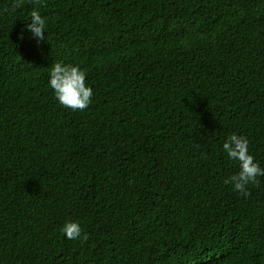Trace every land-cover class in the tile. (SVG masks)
<instances>
[{
    "label": "trees",
    "instance_id": "16d2710c",
    "mask_svg": "<svg viewBox=\"0 0 264 264\" xmlns=\"http://www.w3.org/2000/svg\"><path fill=\"white\" fill-rule=\"evenodd\" d=\"M0 0V264H264V0ZM79 65L83 111L48 87ZM78 221L86 241L65 238Z\"/></svg>",
    "mask_w": 264,
    "mask_h": 264
},
{
    "label": "clouds",
    "instance_id": "9594fccd",
    "mask_svg": "<svg viewBox=\"0 0 264 264\" xmlns=\"http://www.w3.org/2000/svg\"><path fill=\"white\" fill-rule=\"evenodd\" d=\"M33 3L36 6L30 12L26 28L39 42L46 38L48 18L39 10L44 6V0H33ZM22 4L23 0H10L8 10L14 11ZM86 77V72L79 65L57 61L51 65L48 87L62 106L83 111L89 107L94 95L93 88L86 83ZM222 151L227 159L238 164V171L225 179L224 183L231 185L232 191L247 197L249 186L257 183L258 177H264V168L250 152L249 139L243 134L232 133L223 142ZM60 230L68 240L83 242L88 239L78 221L65 222Z\"/></svg>",
    "mask_w": 264,
    "mask_h": 264
}]
</instances>
